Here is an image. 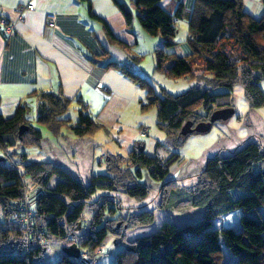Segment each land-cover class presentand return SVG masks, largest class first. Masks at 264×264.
<instances>
[{
	"label": "trees",
	"instance_id": "16d2710c",
	"mask_svg": "<svg viewBox=\"0 0 264 264\" xmlns=\"http://www.w3.org/2000/svg\"><path fill=\"white\" fill-rule=\"evenodd\" d=\"M114 3L128 28L137 17L142 28L152 36L161 35L167 47L178 44L174 37L178 32L176 20L185 14L182 2L173 14L161 5V0ZM130 3L135 5L136 13ZM104 26L109 36L118 41L105 22ZM188 27L190 52L178 55L155 50L156 70L170 77L198 81L184 92H165L160 97L146 77L126 64L110 59L103 65L120 70L146 90L147 100L141 102V109L145 112L157 107V125L166 133L162 146L176 150L190 135L198 133H181L187 121L196 125L208 121L219 108L233 107L232 91L237 84L243 85L251 107L264 106L260 86L264 78V14L261 18L252 16L244 9V0H194ZM219 88L226 91L217 92ZM31 96L38 99L35 119L26 101L10 117L0 114V264H48V243L56 240L77 243L81 256L72 258L63 252L55 264H94L109 234L122 247L117 253L118 264H264V167H259L264 164V144L245 141L228 155L208 157L189 186L181 178H168L170 159L163 161L138 145L126 155L107 153L106 172L92 175L84 183L62 165L28 161V153L18 150L42 146L44 134L34 123L46 126L54 137L62 135L64 127L80 137L93 136L103 125L83 109L76 122L65 117L73 99L61 90L37 91ZM22 125L28 129L20 137ZM13 155H19L18 159ZM55 175L60 180L50 187ZM146 179L157 185L151 200L154 188ZM5 184L15 185V190ZM124 195L139 203L126 205ZM16 202L33 211L29 237L22 223L14 220L16 215L22 216ZM86 206L93 212L89 218L83 214ZM191 207L204 208L199 222L165 221L153 233L128 239V231L155 221L156 210L185 212ZM236 210L244 211L239 228L214 226L215 219ZM86 248L88 253L84 254ZM225 251L233 259L226 261Z\"/></svg>",
	"mask_w": 264,
	"mask_h": 264
},
{
	"label": "crops",
	"instance_id": "0c3cea01",
	"mask_svg": "<svg viewBox=\"0 0 264 264\" xmlns=\"http://www.w3.org/2000/svg\"><path fill=\"white\" fill-rule=\"evenodd\" d=\"M179 2L183 3L185 14L176 20L177 26L182 20L188 21L194 5V0ZM179 2L161 0V5L173 14ZM28 4H33L34 9L26 8ZM129 5L136 13L135 5ZM22 6L25 9L18 10ZM244 9L255 18H261L264 14L262 0H244ZM52 13L56 15L57 27L48 24L47 16ZM104 22L118 41L109 36ZM10 25L14 28L12 34L8 31ZM142 30L137 17L133 19L131 29L128 28L114 0H0V114L10 117L17 106L26 101L30 105V116L35 119L38 99L31 94L61 90L65 96L73 99L70 108L83 109L103 127L93 136L80 137H88L89 140L83 148L80 147V153L79 147L60 143L58 138L65 133L52 137L34 123L45 137L41 147L46 144L49 148L43 152L48 160L42 158V161L56 162L88 183L92 175L106 172L104 159L107 153L126 155L142 145L148 154L158 155L163 161L170 159L168 178H176L186 166L185 159L181 162L183 157L179 149L162 146L166 133L157 125L158 112L154 119L147 120L141 109V102L147 100L146 90L120 70L103 66L113 59L139 74L141 71L135 70L129 60L132 55L138 58L132 50L134 45L139 44L138 35L142 34ZM161 43L157 45L159 49L176 52L174 46L166 49ZM105 53L107 56L102 58L101 55ZM70 117L77 121V117L76 120L74 116ZM66 137L75 140L72 135ZM208 146L201 145L198 150L201 152L195 156L201 155L203 148ZM30 148L18 150L28 153V161L34 155L31 151L38 147ZM201 157L192 158L196 160ZM198 167L200 171V165ZM5 187L15 190V185L5 184ZM169 212L172 211L156 210V218L151 225L138 227L127 234L137 230L135 239L157 231L165 221H172L167 219ZM243 214L242 210L225 214L220 217L224 218L222 223L215 219L214 226L239 228ZM231 259V253L225 251V260Z\"/></svg>",
	"mask_w": 264,
	"mask_h": 264
},
{
	"label": "rangeland",
	"instance_id": "374dc122",
	"mask_svg": "<svg viewBox=\"0 0 264 264\" xmlns=\"http://www.w3.org/2000/svg\"><path fill=\"white\" fill-rule=\"evenodd\" d=\"M178 32L174 38L175 41L178 42L177 45L174 46V50L178 55H184L187 52L189 47L188 45V37H189V27L188 21L182 20L178 26ZM142 34L138 35L139 44L134 45L132 53L134 52L135 56L129 60L132 62L135 70L141 71L142 76L146 77L150 83L154 87L155 93L163 97L165 92L172 94H179L188 90L189 88L196 86L198 81L196 79H190L188 77L180 76V77H170L165 73L156 70V57L155 50L156 48H160L159 42H162L163 47L168 49L164 43L161 35L152 36L148 34L144 29L142 30ZM157 45H159L157 47ZM172 47V46H171ZM141 72L139 74H141ZM260 86L264 92V78L260 82ZM224 88L217 89V92H225ZM232 101L233 107L235 109V113L233 116L226 120H216L211 129L207 132L197 133L190 135L184 145L179 149L181 153V162L182 159L186 166L179 171L176 178H181L184 180V184L189 186L196 181L194 177L195 174L199 173L205 166L206 160L208 157H211L217 153L220 155H228L230 154L238 145L242 144L245 141H259L264 144V106L253 108L249 104L248 100L245 98L243 85L237 84L232 91ZM77 105L74 104V107ZM79 108L72 109L70 108L69 112L65 115V117L74 116V120L76 117L78 119ZM157 111V107H154L148 111H145V115L148 121L155 118V113ZM39 128H42L45 133H49L52 137H54L51 132L47 129L46 126L37 124ZM145 132V131H144ZM63 133L66 135L58 138L61 144H65L70 146L79 147L80 153H82V149L80 147H84L88 144V137L80 138V136L75 135L68 128H63ZM73 136L75 140H69L66 136ZM66 137V138H64ZM64 138V139H63ZM55 139V138H53ZM62 139V140H61ZM208 145V147L203 148V153L201 155L195 156L200 153L198 150L201 145ZM34 152V155L29 157L30 160H40L42 158L44 160L47 157L43 156V152L47 151L49 148L45 144L42 148L41 146H37ZM30 150L31 148L28 147ZM28 151L30 152V150ZM84 153V152H83ZM30 154V153H29ZM67 154V153H66ZM86 153H84L85 156ZM2 153L0 150V157ZM202 156V157H201ZM14 159H18L19 155H13ZM71 158V156H68ZM192 157H201L197 158L199 163ZM192 158V159H191ZM180 161V159H179ZM198 165H200L201 170H199ZM259 167H264V164L259 165ZM255 169L257 170V166L255 165ZM194 170V171H192ZM194 172V173H191ZM193 176V177H192ZM58 176H53L51 179L49 186L54 187L59 181ZM147 184L151 185L154 188V192L151 194L149 200L155 195L157 185L154 184L153 181L146 179ZM28 186L31 187L30 181H28ZM31 189V188H30ZM124 201L126 205H137L139 202L137 199L130 197L128 195H124ZM143 203V202H142ZM204 208L201 207H191L185 212H169L166 214L167 219L174 220V222L184 224V223H196L199 222L203 217ZM84 217L89 218L93 214L91 208L86 206L84 209ZM3 217V213L0 210V220ZM224 218H217L218 223H222ZM137 231V230H136ZM135 230L134 233L127 234L129 240H133L136 235ZM69 245V242L63 241H51L48 243V249L46 251L45 260L48 264H55L59 262L63 254V250L65 247ZM228 250L227 247H225ZM102 253L98 255L97 260L94 264H118L117 262V253L122 249V247L115 243V240L111 234H109L102 246L100 247ZM83 253L87 254L88 249H83Z\"/></svg>",
	"mask_w": 264,
	"mask_h": 264
},
{
	"label": "water",
	"instance_id": "95a60500",
	"mask_svg": "<svg viewBox=\"0 0 264 264\" xmlns=\"http://www.w3.org/2000/svg\"><path fill=\"white\" fill-rule=\"evenodd\" d=\"M234 113H235L234 107L229 106V107L219 108L211 114L210 119L208 121H201L196 125H194L192 121H187L183 125L181 133L183 135H186L193 132H198V133L207 132L211 129L213 122H215L216 120H226L231 116H233ZM27 129L28 126L26 125H22L20 127V131H19L20 137H22L24 131ZM63 251L65 254H67L72 258H80L81 256V249L77 245V243H72L71 245L65 247Z\"/></svg>",
	"mask_w": 264,
	"mask_h": 264
},
{
	"label": "built area",
	"instance_id": "2783aa9c",
	"mask_svg": "<svg viewBox=\"0 0 264 264\" xmlns=\"http://www.w3.org/2000/svg\"><path fill=\"white\" fill-rule=\"evenodd\" d=\"M26 8L32 10L34 9V5L33 4H28L27 6H25ZM24 6L20 7L18 10L23 11L25 9ZM48 19V24L51 27H57V23H56V15L55 14H49L47 16ZM13 25H10V27L8 28V31L12 34L13 33ZM27 199L28 196L26 195L25 197V204H27ZM15 205L19 206L20 203L16 202ZM20 207V211L22 212V216H14V220L19 221L22 223L23 229L26 231L27 233V237L30 236L31 232H32V227H33V211H31L30 207L28 205H24V206H19ZM29 239V238H28Z\"/></svg>",
	"mask_w": 264,
	"mask_h": 264
},
{
	"label": "bare ground",
	"instance_id": "6f19581e",
	"mask_svg": "<svg viewBox=\"0 0 264 264\" xmlns=\"http://www.w3.org/2000/svg\"><path fill=\"white\" fill-rule=\"evenodd\" d=\"M132 233H134V232H130V234H132Z\"/></svg>",
	"mask_w": 264,
	"mask_h": 264
}]
</instances>
